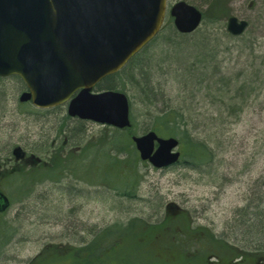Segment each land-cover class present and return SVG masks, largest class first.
Returning a JSON list of instances; mask_svg holds the SVG:
<instances>
[{"label":"rangeland","instance_id":"rangeland-1","mask_svg":"<svg viewBox=\"0 0 264 264\" xmlns=\"http://www.w3.org/2000/svg\"><path fill=\"white\" fill-rule=\"evenodd\" d=\"M176 1L207 15L199 28L220 31L210 32L203 43L200 34L179 33L169 16ZM211 1L166 0L162 35L95 87L98 92L111 85L125 93L133 120L127 130L72 118L66 105L40 109L20 102L23 80L0 76V165L6 167L0 192L11 205L0 215V264H27L48 245L82 247L106 228L116 232L132 220L136 229L141 222H179L183 216L190 229L203 228L236 252L256 254L255 260L264 262V0H224V12L218 14ZM231 15L249 24L240 36L226 29ZM211 16L218 21L210 23ZM167 109L179 114L178 134L171 136L180 141L181 158L156 168L140 160L134 144L128 145L119 155L131 163L137 159L139 182L133 194L124 195L112 173L107 181L101 177L98 154L103 150L104 157V149L114 146V134L127 133L131 139L153 130ZM15 146L25 151L26 161L10 173ZM56 150L74 156L60 167L63 173L52 174L48 167L54 166ZM125 240L117 244L126 245ZM125 247L117 249L115 258L101 256L103 264L144 261L141 251L135 258L124 253ZM55 259L51 255L50 264Z\"/></svg>","mask_w":264,"mask_h":264},{"label":"water","instance_id":"water-1","mask_svg":"<svg viewBox=\"0 0 264 264\" xmlns=\"http://www.w3.org/2000/svg\"><path fill=\"white\" fill-rule=\"evenodd\" d=\"M166 0H0V76H19L26 89L18 101L37 108L65 105L72 118L117 129L129 128V99L112 88L93 91L99 81L119 72L162 29ZM181 34L196 31L201 10L176 1L169 10ZM245 19L231 15L226 29L240 36ZM137 154L156 168L180 159L179 141L153 130L132 135ZM15 161L25 151L12 150ZM35 161V160H34ZM172 202L166 205L171 210ZM9 207L0 192V212Z\"/></svg>","mask_w":264,"mask_h":264},{"label":"trees","instance_id":"trees-1","mask_svg":"<svg viewBox=\"0 0 264 264\" xmlns=\"http://www.w3.org/2000/svg\"><path fill=\"white\" fill-rule=\"evenodd\" d=\"M211 9L213 12L218 14L219 12H224V0H212L211 1ZM208 18L207 15L203 16V19ZM211 20L210 23H215L218 20H216L215 16L210 17ZM164 30V28L162 29ZM161 30V31H162ZM220 30H217L214 27L207 28H198V30L192 32V34L195 35V37L200 34V38L197 39L202 40V43L204 41H208L207 35H209L210 32H219ZM162 35V32H160L155 38H158ZM155 38L153 41H155ZM152 41V42H153ZM151 44V43H150ZM141 53V52H140ZM139 53V54H140ZM203 54L202 52H200ZM138 55V54H137ZM134 56L128 63H131L135 58L138 56ZM129 65V64H128ZM125 68V67H124ZM123 68V69H124ZM121 69V70H123ZM120 70V71H121ZM120 73V72H118ZM116 73L115 75H117ZM215 75L216 73L212 72L211 75ZM111 76L107 77L105 80H108ZM108 87H111L109 85ZM124 87L121 85V89ZM178 111L174 109H167L163 111L161 114L158 115L159 119V125H156L152 127L154 131L157 132V130H162L166 132L167 135H176L178 134ZM131 120V119H130ZM133 121V120H132ZM133 124V122H132ZM132 126V125H131ZM128 128H124V130H127ZM129 134H114V139L112 140L114 146L110 148L109 150H105V154L102 157V152L98 155V161H101L97 165L98 170L101 171L102 167V175L101 177L105 178L106 181L109 180L108 176L111 175L114 178H117V181H115V184H120L121 189L124 195L125 194H133L135 191L132 189H136L139 179L136 178L134 168L136 167L134 164L137 162V159H135V162H132L128 160L127 157L124 156L123 159L120 158V155L124 150L127 148L128 145L133 144L130 137H128ZM103 138V137H102ZM104 139H101L99 144L105 145L102 141ZM111 144V143H110ZM94 147H97L98 145L93 144ZM90 147V145H89ZM89 147H87L89 149ZM105 147V146H103ZM198 149H201V144L198 143L197 145ZM92 148V147H90ZM62 149V148H61ZM201 151V150H200ZM202 152V151H201ZM69 152L67 157H72L74 155H70ZM67 157H64L62 152L60 150H56L55 154H53L52 158H54V163L48 167L53 169L52 174L56 172L63 173L65 168V161L67 160ZM97 161V159H96ZM95 162V161H94ZM101 166V167H100ZM64 167V168H60ZM46 168V169H48ZM79 168H75L73 172L77 174V170ZM37 172V168H33L32 172ZM131 176H133L132 179ZM108 185V182H104ZM112 186V185H111ZM123 187V188H122ZM128 187V188H127ZM180 221L176 222L175 220H172L169 218H165L162 220L160 224H146L145 222H141L140 228H134L135 226V220L129 221V223L125 227L117 226L116 232L111 230V228H106L101 234L97 235L93 238V240L89 243V245H84L82 247H79L78 251H76L75 247H71V250L69 248H58L56 245H48L43 248V250L33 259L29 260L27 264H50V256H55L57 260L56 263L52 264H66V262H63L65 259L69 262L67 264H103L102 257H105L107 255L108 257L113 256L115 258L116 251L119 247L126 246L123 250L125 254L131 256H134L136 258V254L140 251L142 252L144 261H137L135 264H181V260H185L186 258L193 259L196 257H203L206 254V251H210L212 249L221 250L223 254H227L226 251L228 249V245L222 241L220 238L216 239L214 235H212L210 232L203 230V228H195L190 229V225L188 223V220L185 216L183 218H179ZM109 236V237H107ZM126 239L127 241L126 245L119 246L117 243L118 241H122V244L124 243L123 240ZM198 243L200 244L199 247ZM118 246V247H117ZM198 247V256H194L192 251L195 247ZM82 248V249H81ZM202 249V250H201ZM188 252V255H185L184 253ZM69 253V254H67ZM67 254L69 258H64L63 256ZM96 254V255H94ZM110 254V255H108ZM112 254V255H111ZM180 254V255H178ZM236 254V253H235ZM239 254H245L244 252H239ZM185 255V256H184ZM256 256V254H254ZM241 256V255H240ZM49 257V258H47ZM112 258V257H111ZM183 258V259H182ZM63 259V260H62ZM116 260V259H115ZM147 260V261H146ZM169 262V263H168ZM109 264H117V263H109Z\"/></svg>","mask_w":264,"mask_h":264},{"label":"flooded vegetation","instance_id":"flooded-vegetation-1","mask_svg":"<svg viewBox=\"0 0 264 264\" xmlns=\"http://www.w3.org/2000/svg\"><path fill=\"white\" fill-rule=\"evenodd\" d=\"M66 142L64 143V146L66 145ZM23 160H22V162L26 161V159H23ZM22 162H20V164ZM20 164H19V162H16V165L11 167L10 173L15 172V170L17 171L19 169L18 165H20ZM40 164H41V162L37 163V165H40ZM5 169H6V167L2 168V166L0 165V177L1 178L6 176ZM4 211H6V209ZM4 211H1L0 215ZM170 215H175V212L174 211H172V213L170 212ZM90 242L86 243V245H89ZM199 245L200 244L198 243V246ZM74 247H75L76 251H78L79 246H74ZM197 248L198 247L196 246L192 250V251H194L193 252L194 256H196V255L198 256V254H199L197 251L199 249H197ZM226 251L228 253L225 255L221 252V250L212 249L210 251H206V254L203 257H196V258L189 259V260L187 258L185 260L182 258L183 260H181L180 263L181 264H252L253 263L252 261L254 260V262H255L254 264H264V262H262V261L255 260L256 259V258H254L255 255L250 254L249 252L245 253V254H239V252H236L234 250L233 246H231V245L230 246L228 245V249ZM184 254L188 255V252H185ZM178 255H180V254H178ZM112 263H117V259L113 260Z\"/></svg>","mask_w":264,"mask_h":264}]
</instances>
